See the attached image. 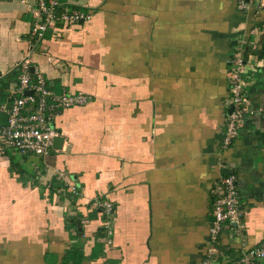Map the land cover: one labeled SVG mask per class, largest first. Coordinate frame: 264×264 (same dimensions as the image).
Here are the masks:
<instances>
[{
	"label": "crops",
	"instance_id": "crops-1",
	"mask_svg": "<svg viewBox=\"0 0 264 264\" xmlns=\"http://www.w3.org/2000/svg\"><path fill=\"white\" fill-rule=\"evenodd\" d=\"M64 1L90 18L34 45L33 0H0V102L26 55L54 93L90 97L55 117L61 141L49 153L0 158V264H235L264 242V10ZM247 41L261 66L239 137L223 149L226 61ZM229 172L242 219L207 257L211 198ZM99 197L114 206L110 245Z\"/></svg>",
	"mask_w": 264,
	"mask_h": 264
},
{
	"label": "built area",
	"instance_id": "built-area-1",
	"mask_svg": "<svg viewBox=\"0 0 264 264\" xmlns=\"http://www.w3.org/2000/svg\"><path fill=\"white\" fill-rule=\"evenodd\" d=\"M240 12H253L255 15L264 10V0H237ZM30 11L34 17L29 35L35 45L48 31L53 35L64 27L78 25L88 20L90 11L69 4L64 0H33ZM251 41V40H250ZM256 46L247 41L239 43L226 61L228 105L231 112L224 118L220 146L230 147L239 137L248 110L249 90L255 83V74L261 66ZM16 80L13 87L4 92L0 102V113L5 114V122L0 124V158L11 153L23 156H42L50 152L58 131L54 125L55 117L63 110L83 106L90 97L83 92L54 93L47 78L26 55L15 66ZM220 192L211 198L213 220L208 226L207 257L215 249L217 240L225 225L236 224L242 219V202L237 189V177L233 172L219 180ZM73 191L76 187L69 183ZM104 219L101 226L105 245L112 243V223L114 206L107 199L97 200ZM264 258V242L245 251L235 264H255ZM208 259L203 262L207 264Z\"/></svg>",
	"mask_w": 264,
	"mask_h": 264
},
{
	"label": "water",
	"instance_id": "water-1",
	"mask_svg": "<svg viewBox=\"0 0 264 264\" xmlns=\"http://www.w3.org/2000/svg\"><path fill=\"white\" fill-rule=\"evenodd\" d=\"M231 109H232V106H229L228 111H227V114H229L231 112ZM5 118H6L5 117V114L0 113V124H2V123L5 122ZM60 141H61V137L54 138V140H53V146H57V144L59 146ZM212 220H213V217H212Z\"/></svg>",
	"mask_w": 264,
	"mask_h": 264
}]
</instances>
